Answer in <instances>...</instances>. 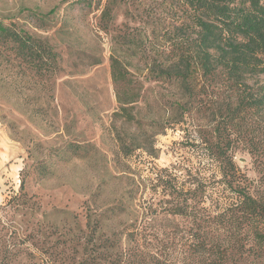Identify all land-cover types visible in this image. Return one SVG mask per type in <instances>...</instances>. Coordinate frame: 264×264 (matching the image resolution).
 Segmentation results:
<instances>
[{
	"label": "rangeland",
	"instance_id": "rangeland-1",
	"mask_svg": "<svg viewBox=\"0 0 264 264\" xmlns=\"http://www.w3.org/2000/svg\"><path fill=\"white\" fill-rule=\"evenodd\" d=\"M0 20L47 42L59 60L54 74L38 76L0 56V260L78 264L99 255L98 264H152L178 255L186 220L167 216L169 197L153 187V174L175 167L180 180L204 178L211 206L217 183L194 145L213 101L236 92L223 71L197 73L189 102L207 111L180 117L178 83L160 72L193 54L189 10L176 0H0ZM111 55L137 96L126 110ZM234 162L259 177L246 151ZM132 229L138 236L129 243Z\"/></svg>",
	"mask_w": 264,
	"mask_h": 264
},
{
	"label": "trees",
	"instance_id": "trees-1",
	"mask_svg": "<svg viewBox=\"0 0 264 264\" xmlns=\"http://www.w3.org/2000/svg\"><path fill=\"white\" fill-rule=\"evenodd\" d=\"M85 1H95L96 7L102 2ZM176 1L189 10L196 41L185 66L171 73L160 72L177 81L181 100H188L176 102L180 117L193 109L202 115L207 111L204 102H189L196 98L193 81L197 73L207 77L223 71L236 92L227 103H209L213 107L208 128L200 131V127L194 145L209 160L217 183L219 197L211 206L206 204L208 192L203 177L197 176L195 184L188 183L180 180L175 167L159 168L153 174V187L160 186L169 197V205L164 208L167 216L184 218L187 228L178 255L153 258L152 264H233L235 260L264 264V0ZM101 12L103 17H110L107 6ZM0 56L17 61L38 76L54 74L59 63L58 54L47 42L1 20ZM110 59L117 102L126 110L137 96L129 92L127 71L120 68L116 57L111 55ZM250 76L261 79L250 84ZM240 151L253 158L259 173L256 179H249L235 164L234 157ZM137 236L132 229L125 236L126 242ZM118 240H110L108 248L113 249L111 242ZM98 259L99 255H90L78 264H98ZM0 264L16 263L0 260ZM45 264L55 262L48 259Z\"/></svg>",
	"mask_w": 264,
	"mask_h": 264
}]
</instances>
